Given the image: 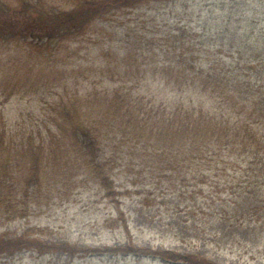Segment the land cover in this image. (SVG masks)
Listing matches in <instances>:
<instances>
[{"label": "trees", "instance_id": "1", "mask_svg": "<svg viewBox=\"0 0 264 264\" xmlns=\"http://www.w3.org/2000/svg\"><path fill=\"white\" fill-rule=\"evenodd\" d=\"M60 1L64 3L62 6L54 0H0V49L25 48L27 52L29 51L30 59L34 54L35 69L44 62V65L51 66L49 62H57L58 56L56 55L55 58V52L61 45L68 46L71 42L87 36L92 25L97 21L111 18L119 12L134 14L136 9L147 3L174 4L178 0ZM234 21L229 18L226 22L223 17L218 30H214L217 34L223 29L224 36L221 37L219 44H211V40H209L207 49L225 45L228 46V49L226 59L223 57L207 59L209 70L204 66L197 69L188 57V54L194 51L195 45L203 46L201 42H193L196 41L198 32H192V28L188 26L174 27L168 30L169 33H162L156 43L153 42L156 40L155 37L148 40V36H143L141 40L144 41L134 44L130 51V60L133 62L136 55H140L144 48H153L157 42L166 48V53H176V50H179L177 55L174 54L173 62H187V67L190 69L192 65V77L189 79L198 81L204 87V94L208 92L206 98L208 106L214 104L218 106L219 111L215 114L207 113L214 120L213 126L207 124L209 122L206 121L208 117L205 114L194 110V100L198 99V93L191 94L189 88L184 89L187 77L181 72L178 76L185 79L171 78V81L166 82L163 78L165 75H162L161 78L164 79L168 87L174 85L177 89L182 88L186 92V97L183 93L179 96L169 97V101L159 100L157 97L151 102L152 106L146 103L140 109L137 107V102H141L138 98L133 100L130 97L124 98V95L120 94L119 97L122 101L110 105L108 111L114 117L112 123L119 121L118 123L121 125L119 130H123L122 136L132 144L128 156L134 161L131 162L130 167V171L135 174V178L132 180L133 184H140L145 174L149 173L144 162L148 163L147 159H151V156L158 164L164 166L163 172L166 173V180L176 181L171 186L175 189L174 193L178 194L174 196L173 201H165V197L159 199L160 197L153 193L145 194L141 205L149 210L150 216L158 215L159 222L166 224L164 219L169 217L168 212H171L173 219L178 224L180 217L175 214L181 212L178 208L179 204L186 199L194 201L198 199L204 192L203 187L206 184L211 185L212 175L210 173L222 172L227 176V180L223 184L215 182V185L211 186L215 192H208L203 197L201 196L202 202L210 205L220 203L218 210L214 212L218 215L217 219L228 223L246 224L248 226L246 231L250 233H247L244 239L252 241L247 246L249 253L256 256L257 254L261 255L264 251V249L260 250L261 244L264 246V243L261 242L264 238V47L259 54H251V56H248L247 48H257L261 44L264 46V28H258L256 33L252 28L253 30H249L248 36L247 28H242L241 25L233 26ZM231 35L234 36L232 42L229 40ZM235 40L237 44H235ZM203 41L205 43L206 40ZM11 57L2 55V64L6 66L7 71L16 72L19 69L18 65H22L24 60L21 56L19 58ZM196 58L194 57V59ZM63 61L68 66L75 65L71 63L73 60L63 59ZM172 69L175 67L172 66ZM77 70L83 79L87 77L83 65H78ZM97 72L99 80L103 81L105 77H109L111 82L116 83L115 75L105 74L101 68L99 71L98 66ZM27 75L33 74L27 73ZM11 76H15V73H12ZM14 78L6 77L3 81L6 85L4 93L1 94L4 98L1 107H5L23 90L24 86H18L20 83H10V80H14ZM63 79L64 82L61 83L60 88L54 92L49 89L51 100H46L45 103L55 102L52 104V109L49 112L44 111L40 116L29 113L28 118L32 116L30 120L19 122L26 125L11 126L6 111H0V150L4 147H12L15 142V147H20L24 156L28 157L32 170L43 166L48 169L51 166L55 171L68 172L70 170L71 172L77 168L84 170L92 179L98 177L102 183L107 185L110 176L105 174V169L106 167L109 171L111 169L106 153L102 155V152L109 144H103L102 133L91 117L93 113L101 112V108L105 107V98L110 103L112 102V95L107 96V93H104L105 98L101 99L95 92L84 90L82 82L77 81L76 78H70L69 74H65ZM80 85L82 91L78 90ZM33 87L35 88L30 90L29 96L37 95L36 84H33L29 89ZM123 89L120 87L119 92L122 93ZM233 91L249 96L246 103L242 104L240 114L233 113V105L228 99ZM117 95L119 94L117 93ZM91 99H95L98 103V106L95 107L91 102L93 110L94 107L97 110L91 113L85 112L79 103ZM156 107L164 110L162 120L155 118L159 126L152 123L148 116V114H152L151 110ZM165 113L167 115L165 119L169 121L164 119ZM193 117H197L195 127L200 124V134L199 131L190 130L193 127L188 119ZM128 132L130 133L127 136ZM122 141L121 139V143ZM122 146L128 150V145ZM0 153L2 152L0 151ZM10 162L9 155L0 154V202L2 186L6 182L4 173ZM184 170L186 171L183 172ZM174 171L179 178L177 180L174 177ZM233 172H236L237 175H234ZM186 173L189 174V177L185 176ZM162 177L156 182L157 184L162 183ZM184 181H186L185 186H183ZM179 185L180 188H178ZM220 185L221 190L218 191ZM223 188L229 190L226 197L223 196ZM114 193L111 190L110 194ZM218 194L220 196L213 198ZM147 197H152V199ZM174 200L178 203L176 206H171L174 204ZM164 208L166 211L161 213ZM150 220L156 221L154 218H150ZM169 225L174 226L173 223H169ZM7 246L8 242L5 247L0 243V252L6 251ZM20 246H34L37 249L42 247L36 239L19 241L16 248ZM45 247H49V251H62L70 254L80 251V248L68 243L45 245ZM151 252L166 260H181L189 264H215L195 254H179L167 250Z\"/></svg>", "mask_w": 264, "mask_h": 264}, {"label": "rangeland", "instance_id": "2", "mask_svg": "<svg viewBox=\"0 0 264 264\" xmlns=\"http://www.w3.org/2000/svg\"><path fill=\"white\" fill-rule=\"evenodd\" d=\"M54 1L61 6L64 4L60 0ZM223 17L226 22H228L229 18L235 20L232 24L233 26L241 25L242 28H247L249 36V30L254 29L253 31L256 33L258 28H264V0H178L174 4L147 3L136 9L134 14L119 13L106 21L96 22L87 33V36L71 42L68 46L63 44L59 47L55 52V58L56 55L58 56L55 65L47 66L44 65V62L37 69L34 68L33 64L34 54L32 59H30L28 56L29 51L27 52L25 48L15 49L10 47L0 49V52L2 51L0 55V111H6L8 114L7 119L13 127L26 125L19 122L30 120L32 116L28 118L29 113H35L40 116L44 111L49 112L52 109V104L55 102L44 103L43 101L50 94L49 89L52 86L62 83L59 80L65 74H69L70 78L78 79L77 81L82 82L84 90L95 92L101 99L105 98L104 93H107V96L112 95L111 103L105 98V107L101 108V112L95 109L100 102L99 98L97 99L98 103L95 99H91L83 103L80 102L79 106L82 105L81 109L85 112L96 111L91 118L102 133L103 144H109L106 150L102 152V155L108 153L109 156L108 163H110L111 170L109 171L107 167L105 169V174L111 176L108 177V186L117 187V191L120 192L114 196H106V189L103 188L105 185H102L103 183L99 178L92 180L90 175L83 173L81 170H76L72 174H60L58 176L57 171L52 170L51 166L48 169L43 166L37 171L36 175H33L32 172L28 175L27 162L20 158L21 151L15 153L16 155L14 154V151L20 149V147H15L16 143L14 142L12 147L8 145L9 149H6V151L10 150L12 152L10 158L16 156L19 161L18 164L16 161H12L9 164L14 171H17L13 176V187L15 193L18 187L22 188L25 196L22 197L20 193L18 197L22 199L21 205L23 208L26 206L27 208L24 210L25 215L15 220H7L5 215H3L5 213L0 212V234L16 238L26 231L32 230L34 233H40L45 239L55 242L68 241L88 246H100L106 243L114 245L115 243L123 242V244L127 245V239L124 240L122 237L126 238V235H121L118 230L108 228L105 224L106 220L110 218L117 219L114 218L116 214H122V220H125L127 224L126 229L132 234V238L128 239L131 246L137 245L141 248L154 247L180 254H195L215 264H264V251L261 255L257 254L256 256H252L249 253L247 244L252 241L244 239L248 233L246 231L248 226L217 219L218 215L214 212L218 210L220 203L210 205L202 202V197L206 193L215 192L211 187L215 185V182L218 181L223 184L227 180V176L223 175L222 172L210 173L212 175L211 185L206 184L203 187L204 192L198 199L195 201L186 199L179 204L178 208L181 212L175 214L180 217L178 224L173 219L171 212H168L170 216L164 219L167 226L159 223L158 215L155 217L146 215L139 204V196L144 194V192L146 194L149 192L159 196V199L165 197V201H173L174 196L178 194L174 193L175 189L171 186L176 181L166 180V173L163 172L164 166L158 164L151 156V159H147L148 163L144 162L149 173L145 174L140 184L132 185L129 176L131 175V162L134 161L128 156L132 144L127 142L122 136L123 130H119L121 126L118 123L119 121L112 123V118L114 117L108 111L110 105H115V102L122 101L119 97L120 94H123L124 98L130 97L133 100L138 98L141 102H137V107L140 109L146 103L152 106L151 102L157 97L159 100L166 101H169V97L179 96L181 93L186 97V92L182 88L177 89L174 85L169 87L166 85V82L172 80L171 78L185 79L182 76H178L181 72L188 78L184 82V89L189 88L191 94L194 92L198 93V99L194 100L195 106L192 105L194 110L205 114L208 117L206 121L209 123L207 124L213 126L214 120L207 113L215 114L219 111L218 106H215L217 104L208 106L206 103L208 92L204 94V87L198 81L189 79L192 77V65L190 69V67H187V62H173V56L174 54L177 55L176 53L179 50H176V53H166V48L157 42L158 46L154 44L153 48H144L140 55H136L133 62L130 60V51L133 49L134 44L144 41L141 40L143 36H148V40L155 37L156 40H153V42L156 43L161 38L162 33L167 34L169 33L168 30L174 27L188 26L192 28V32H198L196 41L194 40L193 42H201L203 45L202 47L195 45L194 51L189 53L188 57L197 69L200 66H204L209 70L207 59L213 60L217 57L226 59L227 57V45L211 48L210 50L207 49L209 40H211V44H219L221 42V37L224 36L223 29L218 31L217 34L214 30H218ZM233 39L234 36L231 35L229 38L230 42ZM203 40H206L205 43ZM235 44H237V41ZM259 46L251 49L248 47V56L259 54L262 47H264L262 44ZM2 55L13 56L14 58L21 56L24 60L23 64L18 65L19 69L16 72L7 71L6 66L2 64ZM36 56L40 57L39 55ZM194 57L197 58L194 59ZM63 59L73 60L71 63L75 65L66 71L68 65ZM78 65H83L87 74L84 79L79 70H77ZM42 66L43 68L40 69ZM97 66L99 71L101 68L105 74L115 75L116 83L111 82L109 77H105L103 81L99 80ZM172 66L175 69H172ZM7 73H9V76H7ZM12 73H15V76H11ZM27 73H32L33 75L29 76ZM162 75H165V77ZM6 77H15L14 80H10V83L16 84L18 82L22 84H18L19 87H24L20 94L12 98L5 107H1V103L4 101L1 94L4 93L3 90L6 85L3 81ZM33 84H36L37 87L36 98L29 96L30 90L35 88L29 89ZM82 87L80 85L78 90L82 91ZM120 87L124 88L121 91L122 93L119 92ZM247 97L249 96L243 93L241 95L234 91L231 93L228 99L231 100L234 114L241 113L242 104L246 103ZM91 102L95 105L94 110ZM163 112L164 110L160 107L151 110L152 114H148V116H150L152 123L158 125L155 118L162 120ZM163 117L164 119L167 117L166 113ZM196 118L188 119L190 125L194 128H190V130L199 131L200 134V124L195 127ZM163 122L164 120L161 125ZM129 133L126 135L128 136ZM121 139L123 140L122 143ZM6 141H8V138H6ZM121 144L128 145V150ZM4 155L6 154L4 153ZM180 171H182V168H180ZM235 173L234 175H237ZM173 174L176 180L179 179L175 171ZM133 176L135 178V174ZM161 176H163L162 183L157 184L156 182ZM185 176L189 177V174L186 173ZM24 178L28 185L30 182L31 185L38 182L40 186H33L27 189L25 186L23 187ZM141 184H147L150 190L148 186L143 188ZM180 185L178 188H180ZM185 185L186 181L183 182V186ZM219 188L218 191L221 190V185ZM222 192L223 196L226 197L229 190L223 188ZM213 195L215 194L213 193ZM218 196L220 194L213 196V198ZM177 203L174 200V204L171 206H176ZM165 211L166 208L161 213ZM150 218H154L156 222L151 221ZM112 223V228H118L120 224L117 221ZM169 223H173L174 226L169 225ZM261 242L264 243V238ZM262 249H264L263 244L260 246V250ZM28 253H23L22 258H19L20 254H18L13 256L12 259H2L0 264L70 263L67 257L63 256H57L56 258L53 256L43 261V259H36L32 255H28ZM127 255L129 254L123 255V257L125 258ZM133 258L137 259L136 256H133ZM135 259L128 260L127 264H144L142 260L136 261ZM158 264L167 263L158 260ZM176 264L184 263L179 262Z\"/></svg>", "mask_w": 264, "mask_h": 264}]
</instances>
